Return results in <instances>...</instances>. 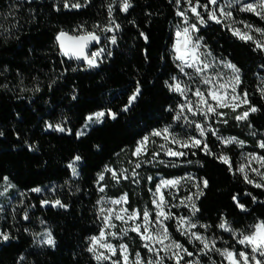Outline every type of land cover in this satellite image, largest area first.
<instances>
[{
	"label": "trees",
	"instance_id": "obj_1",
	"mask_svg": "<svg viewBox=\"0 0 264 264\" xmlns=\"http://www.w3.org/2000/svg\"><path fill=\"white\" fill-rule=\"evenodd\" d=\"M74 3L81 7H72ZM127 3L124 11L120 0H0V184L8 178L22 189L52 184L57 188L55 193L31 194L18 221L4 222L8 240L0 242V264H113L98 261L89 251L91 238L103 228L99 211L103 172L107 194L127 193L131 209L148 207L151 212L155 208L151 190L161 177L193 173L206 180L197 200V217L223 247L244 248L221 227L224 221L250 231L264 220V187L245 179L238 170L235 145L213 133L205 138L208 148L189 147L181 157L123 174V167H131L136 157L131 152L122 155L142 138L165 125L183 126L177 119L183 96L169 88L180 74L173 50L180 20L177 1ZM235 14L264 29L259 15L240 9ZM62 30L99 34L101 42L93 49L104 52L95 66L61 53L57 35ZM199 34L217 57L241 69L240 89L249 99L247 118L237 120L229 113L221 128L264 153L258 145L264 140V49L235 35L223 20H210ZM137 87V99L124 111ZM98 110L106 111L104 120L79 134L87 116ZM155 150L151 147L150 153ZM77 156L81 162L74 177L70 162ZM221 157L231 162L224 163ZM56 200L63 206H56ZM174 210L188 213L184 207ZM44 225L52 230L54 245L35 244V234ZM170 228L177 240L195 250L174 221ZM132 234V251L146 254L139 236ZM116 257L121 262L120 253ZM168 264L177 262L168 259Z\"/></svg>",
	"mask_w": 264,
	"mask_h": 264
},
{
	"label": "rangeland",
	"instance_id": "obj_2",
	"mask_svg": "<svg viewBox=\"0 0 264 264\" xmlns=\"http://www.w3.org/2000/svg\"><path fill=\"white\" fill-rule=\"evenodd\" d=\"M123 4L126 2V0H120ZM177 1V0H176ZM196 0H193V4H195ZM199 3L201 5H204L208 3V0H199ZM253 4V5H259L261 3V0H218V4L215 6L217 8V16L220 18V20H223L228 23V25L231 27V29L236 30L239 29L242 33H247L248 35L252 36L251 40H254L256 43H260L261 45H264V32L256 31V29H262V27L255 25L254 23L248 22L246 20H243L241 18H238L235 14L236 9L243 10L244 6L247 4ZM177 11L178 15L180 12H184L185 16L187 17V23H185V17H182L179 15L180 20L176 26V32L183 27L189 26L191 24H196L197 28L200 30L201 26L206 25L210 19L208 18V11H205L203 7L198 8V11L201 13L203 18L205 19V24H200L196 18V16L191 12L190 6L187 3V0H179L177 2ZM214 6L209 4L208 9L209 11ZM223 7L225 11L231 12V16L228 18H225L222 16L219 12V8ZM244 11V10H243ZM257 11L262 12V15H259L262 19H264V9L257 8ZM250 12V11H249ZM255 13V12H253ZM256 14V13H255ZM245 25H250V27L246 28ZM199 30L193 32V39L197 40L200 44L199 52L202 54L201 59L204 60L205 63L210 64V67L205 70V72L202 75L195 74L194 68H189L187 66L181 65V62L179 60H176L178 67L180 66L184 67V71L181 72L179 75H176V80L174 81L172 79L171 84H175L179 82L181 84V87L189 86L191 87L192 91H188L186 93V96H183V102L181 105H187L189 101H192L193 107L195 110L197 97L193 95V92L196 88H200L201 91L205 92V95L207 96V89L215 86L218 88L219 84H232L235 83V76L239 75V84L236 85V93L243 98L244 92L240 89V83L242 78V71L241 69L234 64L229 59H223L221 57H217L208 47V45L204 42L203 37L199 34ZM92 31H83L81 33H89ZM177 36L175 38V42L173 44V50H174V56L175 54V45L177 42ZM264 49V47H262ZM99 52L100 55L98 57H95V64L98 62V59L102 57L103 50L101 48L93 49L90 52V58L92 57V53ZM88 63V62H87ZM234 65L235 68L238 70L237 72H234L232 68L227 67V65ZM202 67V65H201ZM187 73L188 75H185ZM203 76L211 77L213 80V85H204L201 83V80ZM261 86L264 91V76L261 78ZM220 91H227L229 94V98L232 95L231 87H227L226 89L220 90ZM247 100L249 102L248 96ZM209 103L213 106L216 105V102L211 100L209 98ZM180 105V106H181ZM179 106V116L182 121V129L173 128L171 125H165L160 128H156L154 131H161L163 133V130L165 128L168 129V133L162 134L161 136H153L147 135L145 137H148L147 142L144 145L143 150L140 152L139 155L134 154L137 147L140 145V142L144 139L142 138L138 145L134 147L131 151H126L122 157H127L130 152L136 157V160L132 159V166H124L123 167V174L126 176L128 172L130 171H137L138 168L141 165H150V164H156L158 162H164L167 159H172L174 157H181V156H169L167 155V150L172 149L173 151H180L187 153L186 149L180 147L179 144L172 143V139L175 138L180 141H186L189 140L190 137H194L195 139L201 140L202 143L200 145L204 146L206 145L208 148V144L205 143V138L209 133H213L215 136H218L225 144H233L235 145V150L238 151V161L237 166L238 170L240 171V168H244V172H242L244 175L247 174L248 180L253 181V184H264V177L257 175L256 172H253L252 169H256L260 173H264V163L261 162L262 159H264V153L260 152L258 150H255L252 148V145L246 142L243 139L238 138L237 136L231 135L226 133L224 129H222V125L227 122V118L229 113H234L235 117L238 115H241L243 112L248 111L249 112V103L243 104L238 103V106L233 110L231 107H224L228 108L230 110L225 111L222 110V108L217 107L216 112L223 113V115H217L216 113H208L207 116L203 114L197 113L196 115H193L192 112L188 111V108L185 106L183 109V112L181 113V107ZM206 111V108L204 109ZM104 112L105 115L100 118V120H96L95 118L92 121H88L86 119V122L84 125L79 129V134H83L84 132L88 131L93 125L101 123L105 116L106 111L104 110H98L90 115H94L97 112ZM87 116V117H88ZM226 121V122H225ZM196 124H201L204 127V135L201 136L199 130L196 128ZM165 135H168V139H165ZM234 138V139H233ZM229 139H232L231 143H226ZM242 142V143H241ZM261 142H264L263 139H260L258 142V145L260 146ZM151 147L156 148L157 150L150 153ZM189 148V147H188ZM121 157V158H122ZM255 157V158H254ZM228 161L231 162V159L228 158ZM80 162L81 160L74 159L72 162H70V167L72 169V174L74 177L79 175V168H80ZM139 164V167H136V165ZM145 167V166H144ZM73 169H75V173L73 172ZM111 169V167H110ZM112 171L114 174L118 173L115 168H112ZM103 176V179L105 177V172H103L100 177ZM103 179L100 178V190L103 189L102 195L99 199V211L100 216L103 223V228L101 231H105L106 239L103 241L104 243H110L116 248V253L113 255L112 253L108 252L107 249L99 247V245L96 246V250L93 251L95 256L99 253L103 252L106 256H110L111 259L106 260H100V261H119L116 257L117 254L120 253V259L121 264H123V258L124 255L128 256V264H136V261L139 260L140 264H156L157 260H160V264H168V259H171L175 262H177V257L173 256V252H177L179 256L183 257L179 260L180 264H229L228 260L221 255V252H223L225 249L229 251H233L235 253H239L241 251L246 252L249 257L253 255L251 251V247L248 245H244L243 249L237 250L235 248L229 247V246H222V240L216 236H214L210 231L208 226L199 221L197 217V200L202 193L204 183L201 181L198 177H196L193 173H187L183 176H175V177H161L160 180L157 183L156 189L151 190L152 192V198L153 203L154 201H158L159 194L162 193L165 199V211L168 212L171 216L170 219L163 220V225H160L157 223V212L158 209L154 208V212H151V210L146 207L144 211H141L139 208L131 209L128 206L129 203V197L127 193H123L119 196H112L106 193V184L103 183ZM162 181H178L175 185H169V186H161ZM160 186V193H157V188ZM39 188L40 191L36 192L33 191V189ZM55 184L42 186V187H34L29 190L22 189L18 187L16 184H14L11 180L6 178L1 184H0V242L6 241L3 237L6 235L8 237L7 231L3 228V225H5L4 222H14L18 221L20 217V213L23 209V207L26 204V199L31 196L33 193H55L56 191ZM127 196L126 202H122L119 205L112 204V201L120 200L122 197ZM191 197V200L188 198ZM194 205V208H193ZM174 207L181 208L184 207L187 209L188 213H180L177 214V212L174 210ZM105 209V212L102 214L101 209ZM112 208L114 209V213L112 214L111 223L115 225V227L109 228L107 226V222L105 221V216H107L109 213L107 212V209ZM125 208L128 210L129 213L132 211H136L138 213V218L136 220H127V215L124 213H120V209ZM195 209V210H194ZM147 211L149 213V223L147 225V232L145 231L144 227V218L143 213ZM121 214L125 215V220H127V223L124 221L116 220L115 215ZM25 216L27 214H23V219H25ZM181 218H184V222L181 223ZM163 219V218H161ZM170 221H174L178 227V229L181 231L182 234H184L190 242L194 245L195 250H191L187 245L183 244L180 240H177L170 228ZM264 222V220L258 221L256 224ZM136 224L141 225V232H133L131 231V228L135 227ZM192 224H195V227H191ZM222 224L225 225L223 229L232 234V236L235 238L236 241L239 242L240 239L243 238L244 235L250 234L252 230L250 231H241L233 228L231 224L228 221H224ZM255 224V225H256ZM164 227L167 228V234L169 236V239L164 240V244L161 245L158 242L155 241H146L142 239L141 233H144L145 235L149 232L152 233L154 236H158L161 233H163ZM127 229V231H125ZM231 229V230H228ZM100 231V232H101ZM116 233L117 235L112 236L109 235V233ZM136 233L141 242L142 245L145 247V244L147 243L149 245L148 248H146V254L142 252L140 249L136 250L135 252L132 251L130 240H133L134 235L132 234ZM48 233L51 234V238L54 240V236L52 233V230L48 226H42L41 230H39L35 234V244L37 246H48L49 244L46 243V240L48 238ZM192 233H196L197 235H200L201 237L205 238L207 242L209 243V248H205L204 244L200 240H196L195 237L192 235ZM100 234V233H99ZM99 234L95 235L94 237H98ZM8 240V239H7ZM55 242V240H54ZM173 242L179 243L183 245L184 249H187V252L192 253L191 256L187 255L186 252L175 249L174 247H168L167 251L165 250V246H170L173 244ZM214 242V245H213ZM126 245L127 246V252L123 253L120 250V245ZM93 247L92 240H91V248ZM149 248H154L158 250V254L156 251H150ZM216 249H219L220 251H216ZM257 259H260L262 262H264V257H261L259 253L255 254ZM161 258H163L161 260ZM220 259H222L220 261ZM254 264V261L252 262Z\"/></svg>",
	"mask_w": 264,
	"mask_h": 264
},
{
	"label": "snow or ice",
	"instance_id": "obj_3",
	"mask_svg": "<svg viewBox=\"0 0 264 264\" xmlns=\"http://www.w3.org/2000/svg\"><path fill=\"white\" fill-rule=\"evenodd\" d=\"M177 2H179V0H177ZM187 3L190 6L191 12L196 16V18L200 24L206 23L205 19L203 18L201 13L198 11V8H201V7H203L205 9V11H208V18L210 20H214L217 23H221L220 18L217 16V8L215 7L218 4V0H208V3H206L204 5H201L199 3V0H196L195 4H193V0H187ZM209 4L214 6L210 11L208 9ZM67 6L68 5L66 4L65 7H67ZM129 6L130 5L127 3V0H126V2L124 3V6H123V10L127 11ZM72 7L79 8V7H81V5L78 3H74L72 5ZM258 7L260 9H264V0H261V3L259 5H253V4L249 3V4L244 6L243 10L255 12L257 15H262V12L257 11ZM218 10H219L220 14L222 16H224L225 18H228L231 16V12L225 11V9L223 7H220ZM179 15H181L182 17H185V23H187V17L185 16V13L180 12ZM116 27H119V26L117 25ZM245 27L248 28V27H250V25H245ZM111 30L112 29H107V31H111ZM198 30L199 29L197 28L196 24H191L189 26L183 27L182 29H180L176 32V36L178 39H177V42L175 45V54H176L175 59L179 60L181 62V65H183V66H187L189 68H194L195 74L202 75L205 72V70L210 67V64L205 63L204 60L201 59L202 54L199 52L200 44L198 42V38H197V40L193 39V32L198 31ZM256 31L264 32V30H262V29H256ZM234 34L238 35L241 39H248V40L252 39V36L248 35L247 33L240 32L239 29L234 30ZM57 40L59 41L61 48L64 49V55H72V56H75L77 59H80L82 57L83 59L87 60V62L90 66H95V57H98L100 55V53L99 52L92 53L91 58L88 55H85V53H84V49L87 47V45L91 41L99 42L100 37L97 36L95 33L89 32V33H86L85 35L71 37V36H68L64 32H61L59 34V36L57 37ZM112 42L115 43L114 37L112 38ZM257 47L261 48V47H264V45L257 43ZM201 65H202V67H201ZM183 66H180L181 72L184 71ZM227 67L232 68L234 72L238 73V70L235 68L234 65L229 64V65H227ZM185 75H188V74L185 73ZM173 80L175 81L176 77H173ZM234 80H235V83L219 84L218 88L213 86V87L207 89V96L205 95L204 91L200 90V88H196L195 91L193 92V95L195 97H197L195 110H194L192 101H189L187 103V105H181L180 106L181 107V113L183 112V109L186 106L188 108V111L192 112L193 115H196L197 113L203 114L205 116H207L208 113H216L217 115H223V113L216 112L217 107H219V108L231 107L233 110H235V108L238 106V103H243V104L249 103L247 100V93L243 94V98H241V96L236 93V85L239 84V75L238 74L235 76ZM201 83L204 85H213V80L211 77L203 76ZM227 87H231V90H232V95L230 98H229V94L227 93V91H223V92L220 91V90L226 89ZM169 88L173 91L179 92L182 96H186V93L188 91H192L191 87H189V86L181 87V84L179 82H177L175 84H169ZM139 93H140V89H139V87H137L135 92L133 93V95L129 98L128 106L125 107L124 111H127V107L131 106V104L137 99V96L139 95ZM209 98L216 102L215 106H213L212 104L209 103ZM205 108H206V111L204 110ZM250 111L255 112V111H257V109L255 107H251ZM104 115H105V113L102 111L97 112L94 115L88 116L87 120L92 121L94 118L96 120H100V118L103 117ZM111 116L113 119H115L114 113H111ZM247 116H248V111H245L241 115H238L236 117V119L237 120L246 119ZM179 118H180V116L178 115L177 119H179ZM195 126L199 130L200 135L203 136L204 135V127L201 124H196ZM49 127H51V125H49ZM60 130L63 131L62 128ZM166 133H168L167 128H165L163 130V133L161 131H154L152 133V135L153 136H161L162 134H166ZM165 139L166 140L168 139V135H165ZM147 140H148V137H144V139L140 142V145L137 147L134 154H136V155L140 154V152L143 150L144 145L147 142ZM231 142H232V139H229L228 141H226V143H231ZM172 143L179 144L180 147H183V148H188V147H198V146H200L202 141L195 139L194 137H190L189 140H186V141H180V140L173 138ZM206 147L207 146L205 145V148ZM260 147L264 148V142H261ZM167 155H169V156H183V155H185V153L180 152V151H173L172 149H168ZM75 159L79 160L80 157L77 156ZM221 159L223 160L224 163H229L227 157H221ZM261 162L264 163V159H262ZM136 167H139V164H137ZM240 171L244 172V168L241 167ZM252 171L256 172L257 175L264 177V173H260L256 169H252ZM73 172L75 173V169H73ZM134 175H135V173H134ZM100 178L103 179V176H101ZM245 179L249 183H253V181L248 180L247 174H245ZM176 183H178V181H162L161 186L166 187L169 185H175ZM203 183H204V186L207 187L208 182L205 180ZM255 186L256 187H264V184L257 183ZM33 191L39 192L40 189L36 188V189H33ZM101 191H103V189H101ZM157 193H160V186H158V188H157ZM188 199L191 200V197H189ZM233 199H235V197H233ZM126 200H127V196L125 195L120 200H115V201H112L111 203L119 205L122 202H126ZM154 203L156 204V208L158 209L157 223H159L160 225H163V220L170 219L171 216L168 212L165 211V203L166 202H165V199H164V196L162 193L159 194L158 201H154ZM54 204L56 206H61V207L63 206L61 204V201H59V200H56L54 202ZM240 207L243 208V205H240ZM193 208H194V205H193ZM114 211L115 210L112 208L107 209V212L109 214L104 217L105 221L107 222V226L109 228L115 227V225L111 223V218H112V214L114 213ZM104 212H105V209L102 208L101 213L103 214ZM120 213H124L125 215H127V220H133L134 221L138 218V213L135 210L132 211L131 213H129L127 209L121 208ZM125 215L116 214L115 219L120 220V221H124L125 223H127V220H125ZM143 218H144L145 231L147 232V225L149 223V213L147 211H145L143 213ZM161 218H163V219H161ZM25 219H27V216H25ZM180 222L183 223L184 218H181ZM191 227H195V224H192ZM221 227L223 228V227H225V225L222 224ZM228 230H231V229H228ZM125 231H127V229ZM131 231L140 233L141 232V225L136 224L135 227L131 228ZM47 235H48V238L46 240V243L49 245H54L55 242L51 238V234L48 233ZM109 235L115 236L117 234L112 232V233H109ZM192 235L195 237L196 240H200L204 244V247L206 249L209 248V243L207 242V240L205 238L201 237L200 235H197L196 233H192ZM141 237H142V239H144L146 241H155V242L160 243L161 245L164 244V240L169 239L166 227H164L163 233H161L158 236H154L152 233L149 232L146 235L144 233H141ZM3 238L5 240L8 239V237L6 235ZM91 239H92L93 247L90 248L89 251H95L96 246L99 245V247L107 249L108 252L112 253L113 255L116 253V248L112 244L103 242L106 239L105 231H101L98 237H92ZM239 243L242 245L250 246L253 255L250 258L249 255L244 251H241L239 253H235L233 251H229V250L225 249L223 252H221V255H223L228 260L229 264H252L253 261H254V264H264V262H262L260 259H257L255 256L256 253H259V255L261 257H264V222H261V223L254 225L253 231L248 235H244L243 238L239 240ZM213 245H214V242H213ZM145 247L148 248L149 245L146 243ZM168 247H174L175 249H179V250L186 252V254L189 256L192 255V253L187 252V249H184L183 245H181L179 243L173 242L172 245L165 246L166 251H167ZM120 250H121V252L126 253L127 252V246L123 245V244L120 245ZM149 250L150 251H156L158 254L157 249L149 248ZM216 251L219 252L220 250L216 249ZM173 256L177 257V264H179V260L183 258V257L179 256V254L175 251L173 252ZM96 259L99 261V260L111 259V257L106 256L103 252H101L98 255H96ZM162 259L163 258H161V260ZM113 264H121V262L120 261H114ZM123 264H128V256L127 255H124ZM136 264H140V261L137 260ZM149 264H151V262H149ZM156 264H160V260H157Z\"/></svg>",
	"mask_w": 264,
	"mask_h": 264
},
{
	"label": "water",
	"instance_id": "obj_4",
	"mask_svg": "<svg viewBox=\"0 0 264 264\" xmlns=\"http://www.w3.org/2000/svg\"><path fill=\"white\" fill-rule=\"evenodd\" d=\"M61 32H64L66 33L68 36H71V37H76V36H81V35H85L86 33H74V32H71V31H68V30H62ZM59 32V34L61 33ZM95 33V32H93ZM59 34L57 35V37L59 36ZM97 36H99L98 33H95ZM100 37V36H99ZM58 41V40H57ZM101 42V37H100V40L99 42H96V41H91L87 47L84 49V53L85 55H88L90 56V52L93 50V48L98 45L99 43ZM59 43V41H58ZM59 46H60V43H59ZM61 48V46H60ZM61 53L64 55V49L61 48ZM66 58L68 59H72V60H77L79 63H83V64H86L87 63V60L83 59L82 57L80 59H77L75 56H72V55H64Z\"/></svg>",
	"mask_w": 264,
	"mask_h": 264
}]
</instances>
